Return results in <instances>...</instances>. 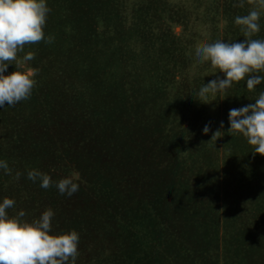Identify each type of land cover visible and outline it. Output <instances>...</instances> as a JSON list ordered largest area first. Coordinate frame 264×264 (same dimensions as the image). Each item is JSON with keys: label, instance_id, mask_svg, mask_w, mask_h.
Listing matches in <instances>:
<instances>
[{"label": "rangeland", "instance_id": "374dc122", "mask_svg": "<svg viewBox=\"0 0 264 264\" xmlns=\"http://www.w3.org/2000/svg\"><path fill=\"white\" fill-rule=\"evenodd\" d=\"M242 2L47 0L51 11L43 31L52 43L25 45L18 54H35L29 66L39 69L37 84L29 99L0 108V160L10 169V174L0 169V200L16 202L9 216L23 210L31 222L52 209L53 232L79 234L76 264H109L118 250L128 253L126 264H137L134 255L138 262L158 264L162 247L156 243L183 257L194 253L189 264H241L238 256L226 258L221 252L227 204L238 200L239 207H256L252 201H259L262 188L238 196L247 188L238 178L239 168L227 178L229 154L240 151L228 141L244 138L228 130V113L254 103L264 85L251 94L241 80L204 103L199 89L223 74H211L215 70L208 63L197 65L195 53L205 43L244 40L236 17L251 10L264 16V9L256 0ZM255 37L264 38L261 26ZM14 70L10 64L5 75ZM206 124L207 134L202 131ZM242 150L247 157L238 154L240 164L252 178L264 156L254 153L246 139ZM30 170L49 175L53 186L45 190L39 180H29ZM73 173L79 174V190L61 195L55 182ZM135 180V197L146 190L157 197L141 204L159 210V241L130 227L121 215L123 202L115 196L133 190ZM203 207L214 209L203 215ZM251 215L246 208L239 223L255 228L257 217ZM212 218L219 240L210 244L217 232L205 225ZM244 260L258 264L257 256L255 263L248 256Z\"/></svg>", "mask_w": 264, "mask_h": 264}, {"label": "clouds", "instance_id": "9594fccd", "mask_svg": "<svg viewBox=\"0 0 264 264\" xmlns=\"http://www.w3.org/2000/svg\"><path fill=\"white\" fill-rule=\"evenodd\" d=\"M256 2L259 8L264 9V0ZM240 6H243L242 0ZM50 11L47 0H0V108L14 106L30 98L39 72L38 68L29 66L35 54L29 51L22 58H18V54L24 52L25 45L41 41L52 43L53 38L46 37L43 31ZM259 20L260 11L257 10L236 17L235 23L244 26L243 41L217 40L197 49V65L208 63L215 70L211 74H223L199 89L198 95L206 101L204 103L210 102L209 95L215 97L224 93L241 80H246L249 91L264 83V75L258 74L264 73V40L252 39L260 32ZM10 64L15 66V70L5 75ZM228 123L230 132L243 136L253 146L254 153L264 156V92L254 103L230 109ZM220 127H223V122ZM202 131L207 134L209 126L206 124ZM0 169L10 174L4 160H0ZM19 175L16 174L17 179ZM27 178L34 183L39 180L40 187L45 190L53 186L52 178L38 170L28 171ZM78 180L79 174L73 173L55 182V187L61 195L71 197L79 190ZM15 203L7 197L0 200V264H76L79 234L75 230L53 232L52 209H46L31 222L24 219L26 213L23 210L9 216L7 210Z\"/></svg>", "mask_w": 264, "mask_h": 264}, {"label": "trees", "instance_id": "16d2710c", "mask_svg": "<svg viewBox=\"0 0 264 264\" xmlns=\"http://www.w3.org/2000/svg\"><path fill=\"white\" fill-rule=\"evenodd\" d=\"M259 24L264 30V16H260ZM254 39L262 40L264 38L255 37ZM253 92L254 91L250 93L252 94ZM244 140H245L244 138H242V140H238L237 138L234 139L233 137L229 139L228 144H237L238 146H240L239 148L241 152L240 151L238 153L233 152V151L230 152L229 154L230 161L228 162L229 164L226 165L225 173L228 175L227 178L233 177L234 175H236L234 174V172L239 168L238 178L241 179V184L243 186L247 184L246 185L247 188H243L244 191L238 192V196L248 191H249L248 194H253L254 186L256 187L259 186L260 188H262V195L259 201H257L256 203L255 201H252L253 204H256V207H250V208L247 206L239 207V204H237L238 200L233 201L232 204L226 203L228 205L226 209V214H227L226 220H229V221L227 222L226 224L227 228L225 229L223 233V236L225 235V237H223L222 234L220 236L222 238V241H224V243L226 244V246L221 250V252H222V256L226 258H229L231 256H238L239 257L238 261L241 264L245 262L244 257H247V256L251 257L253 262L255 261V256H257L258 264L259 263L264 264V232H263L264 230V159L262 158L263 159L262 163L259 160L260 165L259 164L257 165V169H256L257 174H255L254 177L252 178L249 177L248 173L245 172V170L247 169L240 164L242 160H239V157H238V154H240V156H243V157L245 156V158L247 157L246 154L242 150ZM137 188H138V185L135 180V187H133V190L129 189V193L126 191V188H125V191H123L122 195L119 192L118 194H116L115 197H117L118 199H121L123 202V206H122L123 208H121V215L122 217L124 216L123 217L124 220L127 222L128 225H130V227L136 228V229L142 228L143 230H146L147 233L150 234V236L154 237V241H159L161 237L163 236L162 235L163 231L161 233L159 230H156L159 227V224H157L158 223L157 217H158L159 210L158 208L152 206L151 207L153 210L152 211V210H149L148 208L143 207V205L141 204L142 200H147L148 203L150 204L154 202L153 200L157 199V197L154 195L153 192L150 193L151 190H146V192L143 195L141 193L142 198L140 197L138 199V197H135L137 196V194L134 193L135 191L138 193ZM242 204L247 205V201L244 200ZM205 208L206 207H203L200 210V212L203 213V215L208 214L206 212L211 213V211L214 209V207L212 208L207 207L208 210L204 211ZM246 208H247V212L252 214L250 217H253V216L257 217V220H255V223L257 226L255 228H252L251 226L250 228H248V226L246 227L247 222L246 224L243 222L239 223L240 213H243V210H245ZM154 214L156 215V219L152 218V215ZM132 220H136V221L132 224ZM215 221H217V219L212 218V220H209V222L212 223V228L209 227V222L205 225V228H208L210 233L216 234L217 232V235L215 238L211 237L210 241L209 240L207 241V243H210V244L211 242H217L219 240L218 222L216 223ZM198 236L201 241L203 242L206 241L204 237L202 236V234L201 236L200 234H198ZM136 238L140 240L137 236ZM165 243L168 244V241H166ZM171 243L173 242L171 241ZM156 244L159 245V247H162L161 250H158V253H157L158 260H155L156 262H158V264H189L187 259L195 257L193 255L194 253H189V252H187V256L184 255L183 257L181 256L182 253H177L175 252V250L173 251L174 249L173 247L168 250V249H165V247H163L161 243H156ZM167 246H173V245L168 244ZM131 251H134V250H131ZM117 253H118V256L114 259V261L111 260V263L109 264H121L122 261L124 264H126L128 260V253L125 252L124 250H123L124 255H121V250H118ZM131 254L133 253L129 252L130 256ZM134 257L135 259L133 262L136 261L137 264H145L142 262H138L139 258L136 257L135 255ZM152 260L154 262V259L151 258L150 261ZM192 262L193 260L191 261V263Z\"/></svg>", "mask_w": 264, "mask_h": 264}]
</instances>
